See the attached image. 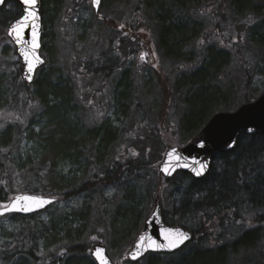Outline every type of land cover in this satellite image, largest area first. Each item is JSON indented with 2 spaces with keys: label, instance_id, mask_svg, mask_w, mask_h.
Segmentation results:
<instances>
[{
  "label": "trees",
  "instance_id": "trees-1",
  "mask_svg": "<svg viewBox=\"0 0 264 264\" xmlns=\"http://www.w3.org/2000/svg\"><path fill=\"white\" fill-rule=\"evenodd\" d=\"M138 1L141 2V0ZM200 1H148L147 8L157 10L159 48L162 55L170 59L173 64L174 61H176L175 64H179L182 57L191 52L189 50L194 46L195 41L201 37V21H198L194 15ZM54 2L52 3L53 16L57 14L62 0H54ZM41 7L42 27L45 28L47 0H42ZM138 10L142 11L136 5L132 13ZM19 15L20 11L7 17L3 13V8H0L1 43L7 38L5 32L8 24ZM93 16L99 17L98 20H101L111 31L119 32L116 20L108 19L106 16L100 17L94 12ZM129 30L130 35L136 32L132 26ZM44 36L42 34L41 50L47 53L48 41L46 42ZM250 40L261 55L260 73L264 76V26L260 33H252ZM140 48V45L129 48L130 50L125 51L123 56L128 60L134 53H139ZM146 50L148 49H145V52ZM108 53L114 54L115 60L113 59L111 63L108 60L109 63L104 69L111 72L120 71V54L113 49H110ZM100 61L98 59L96 62ZM228 62V52L221 46L212 45L197 69L190 70L177 79V86L174 88L178 90V93L184 94L182 101L185 110L180 118V126L187 135L186 143L214 114L208 115L204 112L212 108L230 111L229 90L221 89L219 85L220 73ZM80 64L73 68L76 70L74 74L68 72L70 70L66 65L65 67L61 64L49 65L44 68L45 64L37 71L31 85L23 83L19 73L9 80L0 72V112L12 114L14 112L16 121H8L7 124L11 125L7 126H4L2 122L3 127L0 128V205H6L13 195L11 190H7L11 186L9 181L12 171L21 175L25 186L24 192L57 198L56 204L44 212L57 208L59 202L68 201L81 194L91 197L93 187L118 180L123 167L118 162L112 166L102 165L99 159V155L106 148L111 147L114 131L107 122L95 127L88 124L85 107L80 102L75 81L82 77L88 79L89 76L94 78L101 76L98 74L99 70L93 69L96 66L93 59L84 60ZM127 72V69L121 70L120 79L114 86L112 106L116 109V114L125 115L136 104L140 122H145L147 121L145 109L132 92L133 85ZM105 74L106 72L103 75ZM163 80L166 81V77ZM90 82L88 87L96 81ZM159 82L160 85L164 83L162 78H159ZM220 91L224 95L228 94L229 97H222ZM243 91L246 93L251 91L250 79L245 83ZM87 94L88 97L91 95L88 102L91 101L96 107L105 101V88L94 92L88 90ZM164 94L167 97V91ZM247 96L248 94L243 95L238 104L254 100V98L248 100ZM25 104L29 107L36 105V107H30L34 112L26 120L27 125L25 123L23 125L20 121L21 110H25ZM91 107L94 108L89 105V108ZM26 118L24 116L23 121ZM163 123H166V128L171 123L166 122V115L158 117L156 132L146 134L145 137L150 142L153 141L156 144L159 142L160 147L167 145L159 135ZM6 149L8 152L5 151ZM146 149L148 148H144L142 152L144 157L140 159L138 165L124 164L123 171L136 166L140 169L151 168L157 171V166L152 163L148 165L145 162ZM158 159L160 161L161 158L158 157ZM114 166L119 168L116 169ZM156 173L159 185L151 187L150 191L147 187V193L152 194L158 191L162 193L170 187L173 188L171 191L184 192L183 200L179 202L177 209L172 211V217L163 211V219L167 224H178L189 229L194 235L193 241L172 254H148L136 263L124 259L123 264H264V137L240 135L235 149L217 157L209 173L201 180H195L182 172H177L171 179H164L158 172ZM190 192L191 196L188 195ZM188 197L189 199L191 197L193 204L187 202ZM129 199L131 204L128 211L131 215L134 213L132 207L136 203L131 196ZM40 213L42 212L32 216L35 217ZM85 213L82 211L71 214V217H68L67 213L59 214L56 223L51 221L52 235L58 236L62 231L61 224L68 225V221L76 219L75 216L80 218ZM173 217H176L175 221ZM245 222L249 227L242 231L238 226ZM231 236L233 238H230ZM89 246V244L71 245L66 248L64 255L50 254L44 259L35 257L29 250L21 249V251L14 250L10 256L19 255L22 259L20 264H27V259H30L33 264H45L46 261H50L49 264H61V261H63L62 264H95L89 257ZM235 247H239V257L245 254L242 260H231V257L233 258L231 249ZM255 250L259 252V255H256ZM3 258H0L2 264H4Z\"/></svg>",
  "mask_w": 264,
  "mask_h": 264
},
{
  "label": "rangeland",
  "instance_id": "rangeland-1",
  "mask_svg": "<svg viewBox=\"0 0 264 264\" xmlns=\"http://www.w3.org/2000/svg\"><path fill=\"white\" fill-rule=\"evenodd\" d=\"M148 1L102 0L99 16H106L108 19L117 21L119 32H114L98 20L99 17L93 16L90 0H62L55 16H53L52 5L55 2L47 0L46 25L45 28L42 27V34L45 35L46 42L48 41L47 53L41 50V56L46 64L44 68L61 64L63 67L66 65L70 70L67 71L74 74L76 70L73 68L80 66L84 60L93 59L96 63L93 69L99 70L98 74L102 77L89 76L88 79L82 77L78 80L74 78L80 102L85 107L88 124L95 127L107 122L114 131L111 147L106 148L99 155L102 165L112 166L118 162L124 169V164L127 163L138 165L140 159L144 157L142 154L144 148H148L145 162L148 165L152 163L157 166L158 157H162L166 146L186 144L187 135L180 126V118L185 110L182 101L184 94L178 93L174 87L177 86L176 81L181 75L199 67L212 45L223 47L229 54V62L220 73L219 85L221 89L229 90L231 98L228 101V108L231 111L239 106L238 103L241 102L243 95L248 94L247 98L251 100L264 92V76L260 73L261 55L250 40L251 34L260 33L264 26V0H228L224 3L220 0H201L198 2L194 15L198 21H201V37L195 41L194 46L189 50L191 52L182 57L179 64H175L176 61L173 64L161 53L158 45L160 32L157 10L147 8ZM136 5L142 11L138 10L133 14L132 9ZM18 7L14 2L8 1L3 7V13L9 17L20 11L21 15L20 7ZM131 26L136 31L133 35L129 33ZM139 45L141 46L139 53H134L128 60L123 56L125 51L130 50L129 48ZM110 49L120 54V71L111 72L104 69L107 63L115 60V55L108 53ZM145 49L148 50L145 52ZM14 50L8 38L0 42V72L9 80L19 73V58ZM142 54H145L143 60L140 58ZM98 59L102 61L96 62ZM123 69L128 70L127 76L133 85L132 92L145 109L147 116L145 122H140L136 104L125 115L116 114V109L112 106L114 86L119 81ZM104 72H106L105 75H103ZM164 77L166 81L163 80ZM159 78H162L163 85H160ZM249 79L251 91L246 93L243 88ZM92 80L96 82L88 87V82ZM103 88H105V101L100 104L103 105L96 107L91 101L89 103L88 99L91 95L88 97L87 91L94 92ZM166 91L167 97L164 94ZM220 92L222 97H229L228 94L224 95L222 91ZM89 105L94 108H89ZM106 105H108L107 111ZM24 107L25 110H21L20 120L23 125L34 112L27 104ZM221 109L212 108L204 113L209 115L223 111ZM161 115L163 117L166 115L167 123L171 122L168 128L165 126L166 123H163L160 128V138L167 144L162 147L159 142L156 144L145 139L146 134L156 132L158 117ZM24 116L27 117L25 121H23ZM14 118V112L12 114L1 111L0 125L2 122L4 126L11 125L7 122H16ZM22 129L23 126L21 132ZM5 151L8 152V149ZM133 152L136 153L135 156L132 155ZM123 168L117 181L93 187L91 197L87 194L75 196L68 201L59 202L57 208L49 212L42 211L35 217L32 215L0 217V258L4 257V264L6 262V264H20L22 259L19 255L10 256L14 250H29L35 257L44 259L50 254L64 255L66 248L71 245L89 244L90 248L94 243H101L106 247L113 263L123 264L127 251L152 205L155 192L148 194L147 187L150 191L151 187L159 185L155 169H140L136 166L123 171ZM9 183L11 186L7 190H11L13 195L24 191V182L18 172H11ZM171 189L173 188L165 189L162 193L158 191L162 210L168 213L169 217H172V211L177 209L184 194L183 191H171ZM130 196L136 203L132 207L134 213L131 215L128 211L131 204ZM3 206L0 205V208ZM82 211L86 213L80 218L75 216L76 219L68 221V225H60L62 231L58 236L52 235L51 221L56 223L59 214L67 213L68 217H71V214ZM173 220L175 221L176 217H173ZM248 227L246 222L238 226L242 231ZM92 237L96 239L93 240ZM238 250L239 247L231 249L232 261L242 260L245 257V254L239 257ZM254 252L259 255L257 250ZM252 254L253 252L250 256ZM27 261V264H33L30 259ZM2 263L0 261V264ZM49 263L50 261L45 262V264Z\"/></svg>",
  "mask_w": 264,
  "mask_h": 264
},
{
  "label": "water",
  "instance_id": "water-1",
  "mask_svg": "<svg viewBox=\"0 0 264 264\" xmlns=\"http://www.w3.org/2000/svg\"><path fill=\"white\" fill-rule=\"evenodd\" d=\"M8 1L14 2L20 7L21 15L9 23L6 29V36L13 44L15 54L19 58V75L21 80L26 85H31L34 82L36 72L45 64V59L41 56L42 0H37L35 13L38 19H36L34 22L37 26L35 30L38 33L37 43L39 45L34 51L35 55L40 58L42 63L37 64L33 70L31 82L25 78L28 75V69L24 58L20 53V47L22 45H18L14 37L8 35L9 28L14 23L19 21L24 15H26L25 5L22 3V0H3V2L0 3V8H2ZM90 4L94 13L98 14L101 0H99V4L95 6L93 5V0H90ZM26 24L27 26L23 27L22 29L23 40L30 43L33 40V21L31 18H29ZM249 129H252V131L249 132ZM241 134L247 136L260 135L264 137V92L254 101L241 105L233 112H219L214 114L203 126V128L186 145L182 147H167L161 161L157 165V171L166 179L172 178L177 172H182L192 176L195 180H201L209 173L215 158L223 153H228L235 149L237 139ZM199 164H205L207 167L203 170L202 175L197 176L195 175L194 169H198ZM165 167L168 169L167 174L165 171H163ZM18 196L38 197L45 201H51V203H46L42 207L34 206V210L28 212L5 211V206L11 205ZM21 203L23 204L24 202ZM55 203L56 198L54 197L26 192L17 193L11 197L10 201L5 206L0 208V213H3L0 215V217L6 215H19L23 217L31 216L35 213L46 210ZM165 230H171L169 239H175L176 233L178 232L186 233L188 239L180 244L178 248H175L171 251L167 250L166 248L153 250L151 247L152 241H155L157 244L168 243V241L164 238ZM141 236L145 237L140 250L142 254L138 255L136 259H133L132 254L137 251L136 244L140 242ZM192 239L193 234L190 230L179 225H167L164 223L160 195L159 193H156L153 197V203L150 211L147 214L138 234L134 238L126 257L130 262H138L148 253H174L191 242ZM145 247L147 248L146 251L143 250ZM97 248L104 250L102 256L103 259L107 261V264H115L110 259L106 247L101 243H94L90 248V257L95 264H100V261L95 255Z\"/></svg>",
  "mask_w": 264,
  "mask_h": 264
},
{
  "label": "snow or ice",
  "instance_id": "snow-or-ice-1",
  "mask_svg": "<svg viewBox=\"0 0 264 264\" xmlns=\"http://www.w3.org/2000/svg\"><path fill=\"white\" fill-rule=\"evenodd\" d=\"M2 2H3V0H0V3H2ZM22 3L25 5L26 15H24L19 21L14 23L9 28L8 35L13 36L18 45H22L20 47V53L23 56L24 61L27 65V69H28V75L25 78L29 82H31L33 70L35 69L37 64L42 63L40 58L35 55V51H34L35 48H37L39 46L37 43L38 33L35 30L37 26L34 23L35 20L38 19V17L36 16V13H35V6L37 3V0H22ZM97 4H99V0H93V5L95 6ZM29 18H31V20L33 21V25H32L33 26V40L30 43L28 41L23 40V35H22V29H23V27L27 26L26 22L29 20ZM144 55L145 54L141 55V57H140L141 60L144 59ZM30 107H36V105H30ZM2 127H3V125H0V128H2ZM248 131L251 132L252 129H249ZM132 155L135 156L136 153L133 152ZM197 163H199V162H197ZM206 167H207V165H205V164H199V168L194 169L195 175H197V176L202 175L203 170ZM163 171H165L167 174L168 173L167 167H165L163 169ZM21 202H24V203L22 204ZM46 203H51V201H45V200H42L38 197H32V196H18L15 198V200L12 202L11 205L5 206V211L28 212V211L34 210V206L35 207H42ZM2 214L3 213H0V215H2ZM170 234H171V230H165L164 238H165V240L168 241V243L167 244H157L155 241H152V243H151L152 249L158 250V249L166 248L167 250L171 251L175 248H178L180 246V244H182L186 239H188L187 234L183 233V232L176 233L175 239H169ZM92 239L95 240L96 237H92ZM144 239H145V237L141 236L140 242H138L136 244L137 251L132 254L133 259H136L138 255L142 254V252L140 250H141ZM143 250L146 251L147 248L145 247ZM103 251H104L103 249L97 248L95 255L97 256V259L100 261V264H107V261L104 260L103 256H102Z\"/></svg>",
  "mask_w": 264,
  "mask_h": 264
},
{
  "label": "flooded vegetation",
  "instance_id": "flooded-vegetation-1",
  "mask_svg": "<svg viewBox=\"0 0 264 264\" xmlns=\"http://www.w3.org/2000/svg\"><path fill=\"white\" fill-rule=\"evenodd\" d=\"M188 195L191 196V192H190ZM187 202H189L190 204H191V203L193 204L191 197H190V199H189V197L187 198Z\"/></svg>",
  "mask_w": 264,
  "mask_h": 264
}]
</instances>
